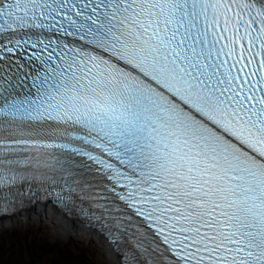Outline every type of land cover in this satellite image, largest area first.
<instances>
[{
    "label": "snow or ice",
    "instance_id": "1",
    "mask_svg": "<svg viewBox=\"0 0 264 264\" xmlns=\"http://www.w3.org/2000/svg\"><path fill=\"white\" fill-rule=\"evenodd\" d=\"M29 182L120 264H264V0H0V211Z\"/></svg>",
    "mask_w": 264,
    "mask_h": 264
},
{
    "label": "rangeland",
    "instance_id": "2",
    "mask_svg": "<svg viewBox=\"0 0 264 264\" xmlns=\"http://www.w3.org/2000/svg\"><path fill=\"white\" fill-rule=\"evenodd\" d=\"M28 215L0 224V264H23L26 252L34 243L37 245L36 249L47 244L48 247L61 251L62 256L73 264H78L79 260L85 261L84 259H87V263L92 260L94 264L116 262L104 238L89 234L90 231L59 228L51 219V214L48 215L50 217ZM40 251L43 252L41 249Z\"/></svg>",
    "mask_w": 264,
    "mask_h": 264
},
{
    "label": "bare ground",
    "instance_id": "3",
    "mask_svg": "<svg viewBox=\"0 0 264 264\" xmlns=\"http://www.w3.org/2000/svg\"><path fill=\"white\" fill-rule=\"evenodd\" d=\"M20 211H24V212L15 213V214H13L11 216H7V217H4V216L0 217V224H2L3 222H7L9 220L15 219L19 216H25L28 214H29L28 216L35 215V214H37V216H42V215L48 216L49 214H51L52 215L51 219H53V222L55 223V225L58 227L60 226L64 230L71 231V229H78V230H84L83 232L88 231L86 229V227L80 221L74 220V219H67L66 217L61 216L59 211H56L55 208L48 203H41L40 201H36V202L31 201L29 203V206L27 207V209L23 208ZM48 217H50V216H48ZM63 218H65V219H63ZM55 220H58V221H55ZM76 224L79 226H76ZM92 233L95 234L97 237H99V235L95 232H91L89 234H92ZM105 241H107V239H105ZM107 245H108V248L113 252L112 248H110V244L108 241H107ZM113 257L116 260V262L113 264H120V260L114 254V252H113Z\"/></svg>",
    "mask_w": 264,
    "mask_h": 264
},
{
    "label": "trees",
    "instance_id": "4",
    "mask_svg": "<svg viewBox=\"0 0 264 264\" xmlns=\"http://www.w3.org/2000/svg\"><path fill=\"white\" fill-rule=\"evenodd\" d=\"M36 248L37 245L32 244V248L30 247V250L26 252L27 256L23 264H73L69 263L68 258L62 256L61 251L50 248L47 244L40 246L43 252ZM84 260H79L78 264H94L92 260L89 263H87V259Z\"/></svg>",
    "mask_w": 264,
    "mask_h": 264
},
{
    "label": "water",
    "instance_id": "5",
    "mask_svg": "<svg viewBox=\"0 0 264 264\" xmlns=\"http://www.w3.org/2000/svg\"><path fill=\"white\" fill-rule=\"evenodd\" d=\"M84 231V230H83Z\"/></svg>",
    "mask_w": 264,
    "mask_h": 264
}]
</instances>
